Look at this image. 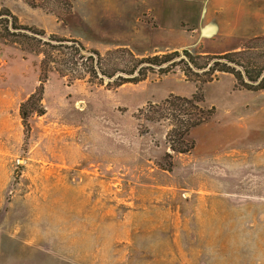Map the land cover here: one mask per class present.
Here are the masks:
<instances>
[{
	"label": "rangeland",
	"instance_id": "obj_1",
	"mask_svg": "<svg viewBox=\"0 0 264 264\" xmlns=\"http://www.w3.org/2000/svg\"><path fill=\"white\" fill-rule=\"evenodd\" d=\"M10 7L102 54L116 47L84 30L73 0H0ZM161 33L159 46L216 55L212 45H234L264 69V32L208 46ZM40 60L0 40V264H264V88L236 87L229 73L201 83L180 67L109 87L41 71ZM131 63L116 53L112 65ZM40 83L44 113L24 120ZM197 89L213 112L187 134L193 148L173 152L154 110Z\"/></svg>",
	"mask_w": 264,
	"mask_h": 264
},
{
	"label": "trees",
	"instance_id": "obj_2",
	"mask_svg": "<svg viewBox=\"0 0 264 264\" xmlns=\"http://www.w3.org/2000/svg\"><path fill=\"white\" fill-rule=\"evenodd\" d=\"M0 40L41 56V71L54 70L61 76L67 75L70 81L86 79L92 84L106 82V86L118 87L124 83L142 81L148 72L163 74L180 67L188 79L201 83L212 81L219 73H229L233 75L236 87L248 90L264 88V69L258 62L252 63L250 68V57L246 59L245 50L194 55L182 49L136 57L129 48L120 46L110 49L105 55L97 48L86 47L75 38L47 33L42 28L23 24L7 8L0 9ZM116 53L127 54L132 58L134 63H131L130 70L112 65ZM41 100L40 83L39 88L20 105V114L24 120L31 114L44 113ZM156 107V120L167 119L170 122L171 128L167 134L169 147L178 153L189 152L193 148L194 143L186 139L187 134L205 122L213 112V108L204 105L200 89L190 96L169 95ZM148 119L153 120L154 117Z\"/></svg>",
	"mask_w": 264,
	"mask_h": 264
},
{
	"label": "crops",
	"instance_id": "obj_3",
	"mask_svg": "<svg viewBox=\"0 0 264 264\" xmlns=\"http://www.w3.org/2000/svg\"><path fill=\"white\" fill-rule=\"evenodd\" d=\"M73 1L76 6L81 4V17L84 19L83 23H86L84 30L96 34L100 43L127 47L139 55L177 49L190 51L188 47L191 46L188 45L180 48L159 46L154 37L161 32L166 34L182 30L189 34L193 41L199 40L205 45L207 41L214 44L218 39L235 42L237 39L264 32V0ZM17 7L20 10L25 9L22 4ZM10 8L9 10L18 17L16 11ZM111 12L114 13L113 18L107 14ZM109 27L126 35L115 38L105 32ZM218 47L212 45L209 49H213L215 54L238 49L234 45Z\"/></svg>",
	"mask_w": 264,
	"mask_h": 264
}]
</instances>
